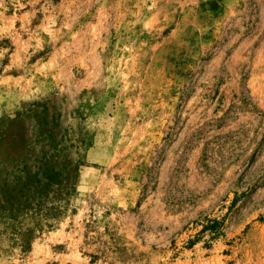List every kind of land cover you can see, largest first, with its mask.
Listing matches in <instances>:
<instances>
[{
  "label": "rangeland",
  "instance_id": "374dc122",
  "mask_svg": "<svg viewBox=\"0 0 264 264\" xmlns=\"http://www.w3.org/2000/svg\"><path fill=\"white\" fill-rule=\"evenodd\" d=\"M0 264H264V0H0Z\"/></svg>",
  "mask_w": 264,
  "mask_h": 264
}]
</instances>
